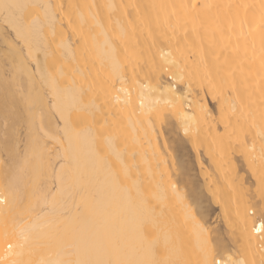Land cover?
Wrapping results in <instances>:
<instances>
[{
    "label": "bare ground",
    "instance_id": "6f19581e",
    "mask_svg": "<svg viewBox=\"0 0 264 264\" xmlns=\"http://www.w3.org/2000/svg\"><path fill=\"white\" fill-rule=\"evenodd\" d=\"M262 210L264 0H0V264H262Z\"/></svg>",
    "mask_w": 264,
    "mask_h": 264
},
{
    "label": "rangeland",
    "instance_id": "374dc122",
    "mask_svg": "<svg viewBox=\"0 0 264 264\" xmlns=\"http://www.w3.org/2000/svg\"><path fill=\"white\" fill-rule=\"evenodd\" d=\"M210 107H212V109L214 108L215 109V104L214 103H211L210 102ZM24 130V129H23ZM19 131H20V129H19ZM21 131H22V128H21ZM20 131V132H21ZM25 131V130H24ZM24 131H22L21 133H22V135H21V133H20V136H23V137H21V140H22V142L24 141ZM178 131V130H177ZM172 136L173 137H175V138H178L179 136V138H183L181 135H179V132L178 133H173L172 134ZM183 140H184V138H183ZM186 143V142H185ZM23 144V143H22ZM23 149V148H22ZM184 149V150H183ZM186 150V152H183V151H185ZM180 152H178L179 153V155H181L182 154V156L181 157H185V158H183V160L188 164L189 163V166H190V173H189V177H188V181L186 182V183H184L185 184V189H186V191L187 190H190V188L191 187H193V185L198 181V179H200V177L198 178V176H199V172H198V168L196 167V164H195V162H194V159H192V158H194L192 155H193V153L191 152L192 151V148H191V145H189V143H186L185 144V146L182 148V150H179ZM184 153V154H183ZM187 155V156H186ZM192 156V157H191ZM5 158V157H4ZM191 159H192V162H191ZM190 161V162H189ZM198 174V175H197ZM201 181H202V179H200ZM200 181V183L199 182H197L196 184H202V182ZM189 182V183H188ZM192 182L194 183L193 185H192ZM203 189V188H202ZM203 192H204V195H205V189L203 190ZM207 194H209V193H207V191H206V195ZM205 195V196H206ZM204 196V197H205ZM209 197H210V195H208ZM209 197H208V199H209ZM205 199H206V197H205ZM204 199V206H206V211L208 212V214H209V219H208V221H209V224L212 226V227H214V228H218L219 227V229H220V231L224 234V233H226V231H227V229H229L230 227L228 226V224L226 225V224H224L222 221V218H223V216H222V213H220V209L218 208V206L216 205V204H213V202L211 203V201H210V199L208 200V202L206 201ZM205 201L207 202V203H205ZM220 213V214H219ZM220 215V216H219ZM252 216H254V215H252ZM221 218V219H220Z\"/></svg>",
    "mask_w": 264,
    "mask_h": 264
},
{
    "label": "snow or ice",
    "instance_id": "6c2138e0",
    "mask_svg": "<svg viewBox=\"0 0 264 264\" xmlns=\"http://www.w3.org/2000/svg\"><path fill=\"white\" fill-rule=\"evenodd\" d=\"M8 7V5H5ZM79 128V124L76 125V129ZM74 129V130H76ZM262 217H264V210H262ZM261 229H264V223H261ZM260 231V229H257ZM11 247V245H9ZM79 264H112V261H104L99 259H85L79 262ZM203 264H235V262L227 260L224 256L220 255L219 252H216L212 249L209 241H205V259ZM264 264V262H262Z\"/></svg>",
    "mask_w": 264,
    "mask_h": 264
}]
</instances>
